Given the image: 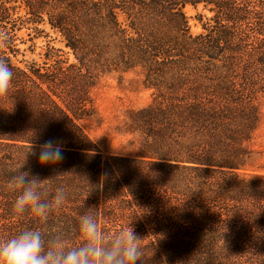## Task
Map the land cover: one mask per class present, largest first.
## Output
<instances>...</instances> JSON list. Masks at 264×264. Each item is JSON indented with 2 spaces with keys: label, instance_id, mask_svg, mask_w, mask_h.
I'll return each instance as SVG.
<instances>
[{
  "label": "trees",
  "instance_id": "trees-1",
  "mask_svg": "<svg viewBox=\"0 0 264 264\" xmlns=\"http://www.w3.org/2000/svg\"><path fill=\"white\" fill-rule=\"evenodd\" d=\"M186 6L209 13L203 32H189ZM39 25L67 51L13 60L18 33ZM0 59L13 72L0 93V239L39 227L78 244L92 208L103 234L132 228L137 264H264V175L246 171L245 146L264 82V0H0ZM131 69L150 100L124 114L125 152L103 153L83 125L92 90ZM49 139L63 158L41 166ZM23 163L48 198L65 190L46 220L13 214L7 184Z\"/></svg>",
  "mask_w": 264,
  "mask_h": 264
},
{
  "label": "clouds",
  "instance_id": "clouds-1",
  "mask_svg": "<svg viewBox=\"0 0 264 264\" xmlns=\"http://www.w3.org/2000/svg\"><path fill=\"white\" fill-rule=\"evenodd\" d=\"M13 72L4 59H0V93L10 85ZM62 146L51 139L39 145L38 162L41 166L55 165L62 158ZM12 175L7 187L18 193L12 204L13 214L22 217L31 213L43 221L53 209L60 208L66 194L63 187H57L48 198L45 181L28 172ZM78 233L81 242L69 245L62 233L48 235L39 227H25L16 234L0 239V264H137L141 260L140 239L129 225L107 236L101 232L97 214L88 208L78 218Z\"/></svg>",
  "mask_w": 264,
  "mask_h": 264
},
{
  "label": "rangeland",
  "instance_id": "rangeland-1",
  "mask_svg": "<svg viewBox=\"0 0 264 264\" xmlns=\"http://www.w3.org/2000/svg\"><path fill=\"white\" fill-rule=\"evenodd\" d=\"M184 13L187 18L189 32L197 35L203 32L207 18L210 16L200 6H186ZM201 16V17H200ZM44 33H33L21 30L16 41L18 53L13 60L24 63L43 65L49 47L67 50L63 47L60 37L52 33L47 27L40 26ZM30 33V35H28ZM69 60L72 56L69 55ZM151 90L143 84V76L139 69L124 72H110L98 77L92 90L95 115L83 122L90 137L99 145L103 153L125 152L124 146L130 135L123 134V117L128 109L144 106L150 100ZM258 111V123L246 148L250 151L247 172L264 175V82L261 91L254 100ZM121 130V132H120ZM236 264H252L248 262Z\"/></svg>",
  "mask_w": 264,
  "mask_h": 264
}]
</instances>
